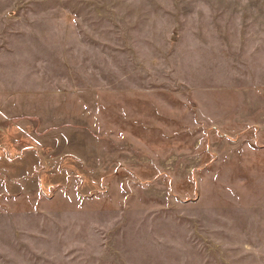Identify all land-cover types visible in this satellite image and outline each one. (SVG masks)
<instances>
[{
	"label": "rangeland",
	"instance_id": "rangeland-1",
	"mask_svg": "<svg viewBox=\"0 0 264 264\" xmlns=\"http://www.w3.org/2000/svg\"><path fill=\"white\" fill-rule=\"evenodd\" d=\"M0 264H264V0H0Z\"/></svg>",
	"mask_w": 264,
	"mask_h": 264
}]
</instances>
